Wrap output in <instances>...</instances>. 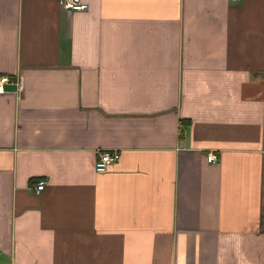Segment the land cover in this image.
<instances>
[{
  "label": "crops",
  "instance_id": "obj_1",
  "mask_svg": "<svg viewBox=\"0 0 264 264\" xmlns=\"http://www.w3.org/2000/svg\"><path fill=\"white\" fill-rule=\"evenodd\" d=\"M82 1L0 0V264H264V0Z\"/></svg>",
  "mask_w": 264,
  "mask_h": 264
},
{
  "label": "built area",
  "instance_id": "obj_2",
  "mask_svg": "<svg viewBox=\"0 0 264 264\" xmlns=\"http://www.w3.org/2000/svg\"><path fill=\"white\" fill-rule=\"evenodd\" d=\"M60 4L65 9H84L86 3L82 0H59ZM6 85H13L16 92H21L23 88V80L20 74L8 75L0 74V93L6 90ZM118 158V152L115 150H101L93 163V168L96 172L105 171L108 166ZM206 158L208 161H215L214 152L207 153ZM44 180L40 179L34 186L36 192L40 191L44 185Z\"/></svg>",
  "mask_w": 264,
  "mask_h": 264
}]
</instances>
